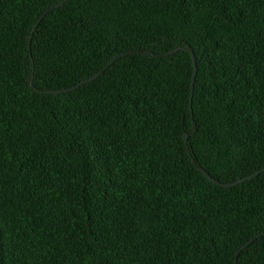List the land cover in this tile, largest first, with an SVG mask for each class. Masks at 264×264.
I'll list each match as a JSON object with an SVG mask.
<instances>
[{
    "label": "trees",
    "instance_id": "obj_1",
    "mask_svg": "<svg viewBox=\"0 0 264 264\" xmlns=\"http://www.w3.org/2000/svg\"><path fill=\"white\" fill-rule=\"evenodd\" d=\"M263 166L264 0H0V264H264Z\"/></svg>",
    "mask_w": 264,
    "mask_h": 264
},
{
    "label": "water",
    "instance_id": "obj_2",
    "mask_svg": "<svg viewBox=\"0 0 264 264\" xmlns=\"http://www.w3.org/2000/svg\"><path fill=\"white\" fill-rule=\"evenodd\" d=\"M50 9H48L46 11V13L49 11ZM40 20V19H39ZM32 35V32L30 33V36ZM191 56H192V60H193V72H192V83H191V88H190V108H191V105H192V91H193V88H194V83H195V75H196V62H195V59H194V55L193 53L191 52ZM102 72H99L97 74H95L94 76L92 75L91 77H88L86 78L85 80H83L81 83L77 84V85H74V86H70L68 88H64V89H58V90H42V91H39L41 93H49V94H55V93H61V92H67V91H73L75 90L76 88H78L79 86L83 85V84H86V83H89L91 81H94L95 79L98 78V76L101 74ZM182 139L184 142L187 141V134H183L182 136ZM201 172L204 174V176L209 179L211 182L217 184V185H220L221 187H224V188H227V187H232V186H235L241 182H245V181H248V180H251L252 178H254L255 176H258L261 172L264 171V166L255 171L254 173L248 175V176H245V177H241V178H238L236 179L235 181L233 182H230V183H221L220 181L212 178L211 176H209V174L204 170V169H200Z\"/></svg>",
    "mask_w": 264,
    "mask_h": 264
}]
</instances>
